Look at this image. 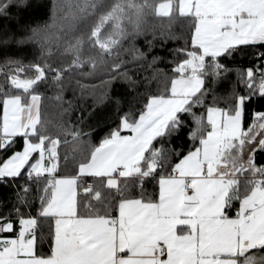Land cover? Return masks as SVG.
<instances>
[{
    "label": "snow or ice",
    "instance_id": "1",
    "mask_svg": "<svg viewBox=\"0 0 264 264\" xmlns=\"http://www.w3.org/2000/svg\"><path fill=\"white\" fill-rule=\"evenodd\" d=\"M24 3L0 0V17ZM149 16L183 41L168 71L152 41L136 44ZM68 21L87 32L54 52L47 30ZM13 41L40 54L0 63V184L13 194L0 264H264V0H52L48 23L0 34ZM73 74L97 79L77 83L100 101L128 86L96 140L82 116L53 129L42 114V90L62 101Z\"/></svg>",
    "mask_w": 264,
    "mask_h": 264
},
{
    "label": "trees",
    "instance_id": "2",
    "mask_svg": "<svg viewBox=\"0 0 264 264\" xmlns=\"http://www.w3.org/2000/svg\"><path fill=\"white\" fill-rule=\"evenodd\" d=\"M51 5L52 0H25L24 6L14 10V15L10 16L9 18L0 17V34H3L8 30L20 34L23 32V30L29 27H35L37 25L48 23L51 17ZM147 21L148 23L146 27L149 30L144 35L136 39V44L141 49H145L147 47L146 41H152L154 47L152 49L151 55H159L165 58L163 62L158 63L157 67L159 69L168 71L170 67L167 63L168 59L170 58L169 51L175 47H178L183 43V41L179 39H167L165 36L160 35L162 30L165 32L167 31L166 20L157 18L155 16H149ZM70 23L71 21L66 22L63 29H58L57 26L47 30L50 34L49 40L54 52L57 51L58 37L59 43L62 45L66 40L80 35L81 32H87L88 25L85 23L77 24L75 30L69 31L68 25ZM182 30V26L179 23L173 25L171 29V31L177 35ZM39 54L40 45L35 41L26 42L20 45L14 41L7 44L0 43V63H3L5 57H23L24 61L27 63L35 57H38ZM151 55L149 56V59H151ZM51 59L55 60L57 63L60 62V58L58 56L54 55L51 57ZM236 64L247 65L248 60L247 58L241 60L239 57H237ZM138 74L141 77L144 75H150L151 70L139 71ZM99 76L102 78L103 73H100ZM133 78L135 79V76ZM77 81H80V83L86 85H95L98 83V80L95 78L81 77L77 74H73V78L70 83L66 81L67 88L62 93V101L55 99L57 91L56 89H43L42 91L44 92V96L42 100V114L45 119L50 121V126L53 127V129L61 122L67 123L69 120L76 121L78 117L82 116L84 117L82 123L84 131L87 132L89 126H91V128L95 130V136L92 137V139L96 140L107 131L109 125H112V122L115 119L116 110L114 99L116 97H125L128 86L122 81L114 82L109 90V96L112 99H104L100 101L97 100V94L100 91L98 88L95 91L91 87L81 90ZM155 87L156 84L153 83V88ZM226 87L227 82H224L218 86L217 90L218 92H222L226 89ZM257 106V104L253 105V107ZM69 107L71 108L70 114H65L64 109H68ZM126 107L127 105L125 104V108ZM183 135L184 134L181 133V137H183ZM183 142L186 143L187 141ZM173 143L176 147H179L182 143V140L181 138H177L173 141ZM12 195L11 188L0 184V201L6 202L7 198ZM39 230L40 229H38V231ZM43 230L46 231L47 226H44Z\"/></svg>",
    "mask_w": 264,
    "mask_h": 264
},
{
    "label": "rangeland",
    "instance_id": "3",
    "mask_svg": "<svg viewBox=\"0 0 264 264\" xmlns=\"http://www.w3.org/2000/svg\"><path fill=\"white\" fill-rule=\"evenodd\" d=\"M3 80V76L1 75V77H0V81H2Z\"/></svg>",
    "mask_w": 264,
    "mask_h": 264
},
{
    "label": "water",
    "instance_id": "4",
    "mask_svg": "<svg viewBox=\"0 0 264 264\" xmlns=\"http://www.w3.org/2000/svg\"><path fill=\"white\" fill-rule=\"evenodd\" d=\"M1 76V75H0Z\"/></svg>",
    "mask_w": 264,
    "mask_h": 264
}]
</instances>
